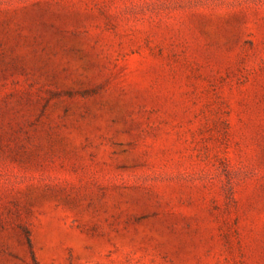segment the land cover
I'll return each instance as SVG.
<instances>
[{"label": "rangeland", "instance_id": "rangeland-1", "mask_svg": "<svg viewBox=\"0 0 264 264\" xmlns=\"http://www.w3.org/2000/svg\"><path fill=\"white\" fill-rule=\"evenodd\" d=\"M0 264H264V0H0Z\"/></svg>", "mask_w": 264, "mask_h": 264}]
</instances>
